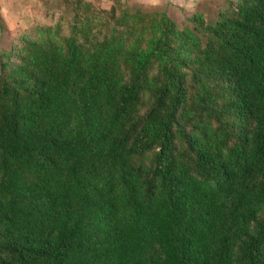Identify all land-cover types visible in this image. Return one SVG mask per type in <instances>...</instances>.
Listing matches in <instances>:
<instances>
[{"label":"trees","instance_id":"trees-1","mask_svg":"<svg viewBox=\"0 0 264 264\" xmlns=\"http://www.w3.org/2000/svg\"><path fill=\"white\" fill-rule=\"evenodd\" d=\"M63 5L0 49V264H264V0Z\"/></svg>","mask_w":264,"mask_h":264},{"label":"rangeland","instance_id":"rangeland-1","mask_svg":"<svg viewBox=\"0 0 264 264\" xmlns=\"http://www.w3.org/2000/svg\"><path fill=\"white\" fill-rule=\"evenodd\" d=\"M95 5L108 8L111 0H91ZM128 5L155 7L164 9L180 26L188 16L203 12L210 21L215 20L225 0H124ZM64 0H0V49L8 48L24 34H34L37 26L53 25L70 17L63 5Z\"/></svg>","mask_w":264,"mask_h":264},{"label":"clouds","instance_id":"clouds-1","mask_svg":"<svg viewBox=\"0 0 264 264\" xmlns=\"http://www.w3.org/2000/svg\"><path fill=\"white\" fill-rule=\"evenodd\" d=\"M152 2H153V3H155V2H156V0H152Z\"/></svg>","mask_w":264,"mask_h":264}]
</instances>
